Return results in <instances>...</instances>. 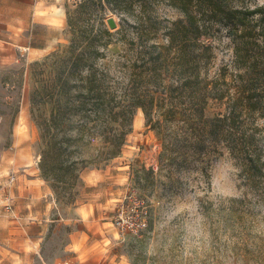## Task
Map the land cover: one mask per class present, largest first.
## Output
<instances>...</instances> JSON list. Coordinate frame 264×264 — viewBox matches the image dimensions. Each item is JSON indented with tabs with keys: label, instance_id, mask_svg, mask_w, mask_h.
<instances>
[{
	"label": "trees",
	"instance_id": "trees-1",
	"mask_svg": "<svg viewBox=\"0 0 264 264\" xmlns=\"http://www.w3.org/2000/svg\"><path fill=\"white\" fill-rule=\"evenodd\" d=\"M103 1L131 18L115 31L119 37L101 25H75L68 16V45L34 62L42 75L48 67L50 73L40 77L29 100L40 130L39 172L56 199L72 203L80 171L119 155L139 107L145 124L162 140L158 169L141 165L136 182L149 175L157 180L154 175L163 167L188 162L208 144H221L239 165L247 189L264 201V143L257 123L264 113V3ZM161 3L181 16L163 23L155 11ZM215 24L231 37L233 60L231 68L210 75V46L201 37ZM116 40L122 49L112 63H97ZM211 103L222 108L207 116ZM255 258L264 263L263 246Z\"/></svg>",
	"mask_w": 264,
	"mask_h": 264
},
{
	"label": "rangeland",
	"instance_id": "rangeland-1",
	"mask_svg": "<svg viewBox=\"0 0 264 264\" xmlns=\"http://www.w3.org/2000/svg\"><path fill=\"white\" fill-rule=\"evenodd\" d=\"M81 1L62 0L65 29L59 41L46 48L32 49L16 42L21 41V29L3 27L2 19L9 13L0 12V181L11 171L16 175L10 207L5 210L0 206V246L15 244L21 237V244L37 249L35 254L30 252L29 264H50L60 256L70 232L84 230L97 237L92 231L100 228L104 236H98H102L106 251L124 252L130 264H264L255 258L258 247H264V201L244 185L239 165L223 145L208 144L188 162L163 167L154 175L157 180L151 181V175L140 182L134 180L135 169L141 165L158 169L162 140L155 128L145 124L139 107L119 155L80 171L72 203L57 200L53 191L39 196L21 188L28 176L40 174V130L32 117L29 94L41 85L40 77L47 78L50 73L48 67L42 75L34 62L68 45L72 37L68 16L75 25H101L114 39L119 37L115 31L126 25L124 19L131 20L119 13L123 10L103 0L87 5ZM232 1L250 6L264 3ZM155 11L163 23L181 16L164 3ZM108 17L114 18L115 28L109 27ZM201 39L210 46V75L223 66L232 67L233 42L223 25L215 24ZM121 49L116 40L97 57V63H112L114 53ZM221 108L211 103L206 115L212 116ZM257 123L264 143V113L258 115ZM228 165L236 171L223 180ZM89 201L96 203V211L87 219L79 206Z\"/></svg>",
	"mask_w": 264,
	"mask_h": 264
},
{
	"label": "crops",
	"instance_id": "crops-1",
	"mask_svg": "<svg viewBox=\"0 0 264 264\" xmlns=\"http://www.w3.org/2000/svg\"><path fill=\"white\" fill-rule=\"evenodd\" d=\"M0 12H8L9 16L2 19V26L21 29V44H28L29 48H46L57 41L65 29V13L62 9V0H0ZM3 21H7L3 23ZM1 23V22H0ZM41 45V46H40ZM27 183L21 188L28 189L33 195L45 196L52 194L49 182L40 174L28 176ZM43 194V195H42ZM96 203L84 202L79 209L85 218L93 217ZM95 221L94 218L92 220ZM91 237L89 231L77 230L70 232L60 248V256L53 258L50 264H130L124 259V252L112 253L106 251L102 236V229H96ZM91 237V239H90ZM15 244L0 246V264H29L30 252H37L36 246L21 244V237L16 238ZM26 241V236H22Z\"/></svg>",
	"mask_w": 264,
	"mask_h": 264
},
{
	"label": "built area",
	"instance_id": "built-area-1",
	"mask_svg": "<svg viewBox=\"0 0 264 264\" xmlns=\"http://www.w3.org/2000/svg\"><path fill=\"white\" fill-rule=\"evenodd\" d=\"M16 175L14 172L7 174L4 181H0V206L7 210L13 200L12 185L14 184ZM120 223V221H118ZM144 224V223H141Z\"/></svg>",
	"mask_w": 264,
	"mask_h": 264
},
{
	"label": "clouds",
	"instance_id": "clouds-1",
	"mask_svg": "<svg viewBox=\"0 0 264 264\" xmlns=\"http://www.w3.org/2000/svg\"><path fill=\"white\" fill-rule=\"evenodd\" d=\"M233 171H236V169L233 168L231 165H228V167H227V171H225V172L222 174L221 179H223V180H227V179H229V174H230L231 172H233Z\"/></svg>",
	"mask_w": 264,
	"mask_h": 264
},
{
	"label": "water",
	"instance_id": "water-1",
	"mask_svg": "<svg viewBox=\"0 0 264 264\" xmlns=\"http://www.w3.org/2000/svg\"><path fill=\"white\" fill-rule=\"evenodd\" d=\"M107 23L110 28H115L116 27V22L113 17H108L107 18Z\"/></svg>",
	"mask_w": 264,
	"mask_h": 264
}]
</instances>
